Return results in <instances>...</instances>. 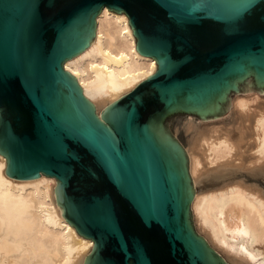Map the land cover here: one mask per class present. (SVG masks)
<instances>
[{
    "label": "water",
    "instance_id": "1",
    "mask_svg": "<svg viewBox=\"0 0 264 264\" xmlns=\"http://www.w3.org/2000/svg\"><path fill=\"white\" fill-rule=\"evenodd\" d=\"M122 13L156 70L102 110L64 63ZM264 93V0H0V155L6 175L53 177L83 264H229L197 233L184 144L169 122L220 117Z\"/></svg>",
    "mask_w": 264,
    "mask_h": 264
},
{
    "label": "bare ground",
    "instance_id": "2",
    "mask_svg": "<svg viewBox=\"0 0 264 264\" xmlns=\"http://www.w3.org/2000/svg\"><path fill=\"white\" fill-rule=\"evenodd\" d=\"M98 111L155 72L127 17L104 7L93 41L64 63ZM194 227L229 264H264V94H234L223 116L182 124ZM0 155V264H83L93 241L60 215L53 177L16 179Z\"/></svg>",
    "mask_w": 264,
    "mask_h": 264
},
{
    "label": "rangeland",
    "instance_id": "3",
    "mask_svg": "<svg viewBox=\"0 0 264 264\" xmlns=\"http://www.w3.org/2000/svg\"><path fill=\"white\" fill-rule=\"evenodd\" d=\"M264 94V93H263ZM223 116V115H222ZM193 118L196 122L200 121L194 116H187V115H182V116H176L174 117L170 122V127L172 132L180 138L181 142L185 145V140H184V134L182 133V124L185 121L186 118ZM211 120V119H210Z\"/></svg>",
    "mask_w": 264,
    "mask_h": 264
}]
</instances>
